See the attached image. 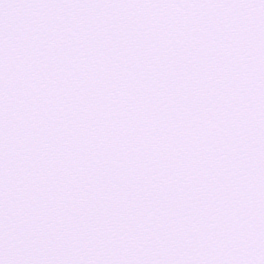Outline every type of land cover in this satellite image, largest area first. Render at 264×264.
<instances>
[{
  "label": "snow or ice",
  "instance_id": "obj_1",
  "mask_svg": "<svg viewBox=\"0 0 264 264\" xmlns=\"http://www.w3.org/2000/svg\"><path fill=\"white\" fill-rule=\"evenodd\" d=\"M0 264H264V0H0Z\"/></svg>",
  "mask_w": 264,
  "mask_h": 264
}]
</instances>
